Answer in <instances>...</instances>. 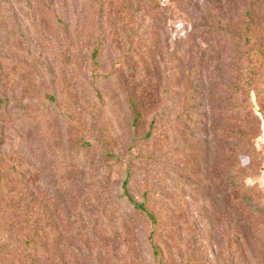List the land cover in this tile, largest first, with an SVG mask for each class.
<instances>
[{"label":"rangeland","instance_id":"1","mask_svg":"<svg viewBox=\"0 0 264 264\" xmlns=\"http://www.w3.org/2000/svg\"><path fill=\"white\" fill-rule=\"evenodd\" d=\"M247 193L264 0H0V264H264Z\"/></svg>","mask_w":264,"mask_h":264},{"label":"trees","instance_id":"2","mask_svg":"<svg viewBox=\"0 0 264 264\" xmlns=\"http://www.w3.org/2000/svg\"><path fill=\"white\" fill-rule=\"evenodd\" d=\"M242 201L248 204L250 207H254L256 210L259 211V213H262L264 215V210L260 208V206L256 203L255 199L250 194L248 193L245 194V196H243L242 198ZM133 205L137 210L147 214L152 222L156 223V218L146 209L145 205L138 203H133ZM155 254L157 256H160V252L156 248V246H155Z\"/></svg>","mask_w":264,"mask_h":264}]
</instances>
